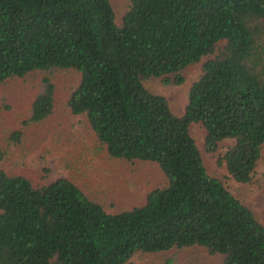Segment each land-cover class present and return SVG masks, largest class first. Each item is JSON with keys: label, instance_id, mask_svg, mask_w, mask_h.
I'll use <instances>...</instances> for the list:
<instances>
[{"label": "trees", "instance_id": "1", "mask_svg": "<svg viewBox=\"0 0 264 264\" xmlns=\"http://www.w3.org/2000/svg\"><path fill=\"white\" fill-rule=\"evenodd\" d=\"M198 62L180 114L144 84H181ZM56 68L79 73L67 106L107 154L155 162L165 182L108 210L69 177L36 184L0 167V264H133L194 244L221 264H264V223L202 152L223 144L229 174L253 179L264 152V0H129L119 21L111 0H0V83ZM41 82L26 122L53 110L55 85Z\"/></svg>", "mask_w": 264, "mask_h": 264}, {"label": "rangeland", "instance_id": "2", "mask_svg": "<svg viewBox=\"0 0 264 264\" xmlns=\"http://www.w3.org/2000/svg\"><path fill=\"white\" fill-rule=\"evenodd\" d=\"M119 21L129 0H111ZM201 62L184 68L181 84L164 83L161 77L144 80L146 87L164 94L171 109L182 113L190 84L200 73ZM47 74L55 85L54 107L42 121L26 122L34 95L43 87L41 77ZM79 73L69 68L35 71L25 77H14L0 83V147L3 157L0 167L9 173L26 174L34 183H43L58 176L77 182L90 197L100 200L108 210H118L142 203L146 193L162 185L165 176L157 163L124 160L107 154L86 118L74 114L67 106L71 87ZM21 130L19 139L12 132ZM200 149H203L204 128L199 123L190 126ZM225 146L216 152H203L210 174L252 207L264 223V152L250 182L236 181L220 159ZM47 167L48 170H45ZM223 254L210 253L194 244L158 252L136 254L133 264H221Z\"/></svg>", "mask_w": 264, "mask_h": 264}]
</instances>
